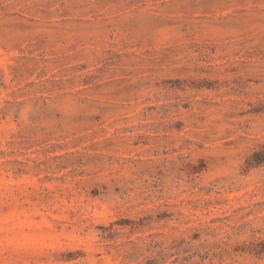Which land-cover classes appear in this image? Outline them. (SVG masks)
<instances>
[{"label":"rangeland","instance_id":"obj_1","mask_svg":"<svg viewBox=\"0 0 264 264\" xmlns=\"http://www.w3.org/2000/svg\"><path fill=\"white\" fill-rule=\"evenodd\" d=\"M264 0H0V264H264Z\"/></svg>","mask_w":264,"mask_h":264},{"label":"trees","instance_id":"obj_2","mask_svg":"<svg viewBox=\"0 0 264 264\" xmlns=\"http://www.w3.org/2000/svg\"><path fill=\"white\" fill-rule=\"evenodd\" d=\"M247 166H255L264 162V149L254 151L246 160ZM257 253H264V239L259 243Z\"/></svg>","mask_w":264,"mask_h":264}]
</instances>
